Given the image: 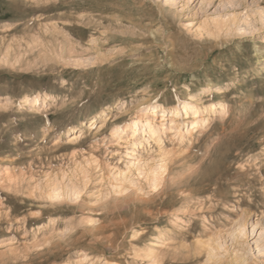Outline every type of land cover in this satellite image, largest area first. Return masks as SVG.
Returning <instances> with one entry per match:
<instances>
[{"label": "rangeland", "instance_id": "rangeland-1", "mask_svg": "<svg viewBox=\"0 0 264 264\" xmlns=\"http://www.w3.org/2000/svg\"><path fill=\"white\" fill-rule=\"evenodd\" d=\"M0 168V264H264V0H0Z\"/></svg>", "mask_w": 264, "mask_h": 264}, {"label": "bare ground", "instance_id": "bare-ground-1", "mask_svg": "<svg viewBox=\"0 0 264 264\" xmlns=\"http://www.w3.org/2000/svg\"><path fill=\"white\" fill-rule=\"evenodd\" d=\"M225 23V22H224ZM216 24V23H215ZM35 100L31 101L30 103H34ZM159 103L156 101V102H153L149 105H147L146 107H144V109H142L141 111L144 112L142 113L141 116L139 117H136V118H132L129 122H126L124 124H115L114 127H113V138L114 140L116 141H121L122 140V137L124 135H128V137L130 136L131 139H133V132L136 133L134 139L138 136V133L140 132V127H144V128H147V137L148 138H153L156 139L157 137H160V132L157 130L159 129V127L157 128L155 122L153 121L154 119H150L149 117H146V114L145 112L147 111V109H152V110H155L157 109ZM201 103L194 100L190 103H184L182 105V110L181 109H175L176 110V115L175 116H171L169 119V122L167 123H161L160 125H162L163 129H166L168 128L167 130H174L176 132H179V131H182V125H183V121L181 120H177V114H179V112H183L186 116L191 114L193 116V121H192V128L189 130V133L198 127V124L200 125H204L208 120H209V117L207 115H201L199 116V110L201 109ZM149 106V107H148ZM215 108H218V109H222L224 110V104L223 103H216L215 105H213ZM211 113V112H210ZM161 120V119H160ZM162 120H164V117H162ZM92 124L95 122L94 119L91 120ZM164 122V121H162ZM91 124V125H92ZM82 125H86L84 124L83 122H81V126ZM159 125V126H160ZM167 125V126H166ZM146 130V129H145ZM160 130V129H159ZM161 131V130H160ZM140 135V134H139ZM144 137V136H143ZM147 138V139H148ZM145 139V138H144ZM145 141V140H144ZM145 143V142H144ZM135 144V143H134ZM167 153V152H166ZM165 153V156L161 153V151H159L156 155V160H155V163L153 164L152 167L150 168H147L145 163L144 164H140L138 167H135L136 169V176L137 177H142L143 179L147 180L151 186H153V184L155 183L156 184V188L160 185L161 181H162V178H163V174L165 173V171L167 170V165H166V155ZM161 159H163V164H164V168H165V171L164 173L162 174L161 178L159 180H157V177L156 175L154 174L159 165H160V162H161ZM139 160V159H138ZM92 161V160H91ZM142 161V160H141ZM133 161L129 162V164H131ZM88 164V163H87ZM83 166V165H82ZM148 166V165H147ZM129 169V168H128ZM132 169V168H131ZM134 169V168H133ZM134 169V170H135ZM115 171V170H114ZM3 171L1 170L0 168V174L2 173ZM135 172V171H134ZM66 173V172H65ZM74 173V171H73ZM128 175V174H127ZM114 182H121L123 180H121L122 178L126 179V175L124 172H120L119 170L112 173L111 174ZM71 177V176H70ZM48 179V178H47ZM46 179V180H47ZM60 179V178H59ZM59 179L57 178H53V182H52V187H51V191H50V194L49 196L54 198V199H57V195H59V197H63L64 195H67L70 199H74L75 198V193L76 192H79L78 189L76 188V186H74L73 184H64V187L62 186V181L60 182ZM69 180V179H68ZM49 182V181H48ZM130 183H133L134 180L130 179L129 180ZM64 183V182H63ZM129 183V184H130ZM120 184V183H119ZM49 185V184H48ZM243 229V224L242 223H239L236 230L237 231H241ZM150 251V250H149ZM150 255V254H149ZM87 257L84 255L81 259H79L78 262H81L82 264H88L87 261H86Z\"/></svg>", "mask_w": 264, "mask_h": 264}, {"label": "snow or ice", "instance_id": "snow-or-ice-1", "mask_svg": "<svg viewBox=\"0 0 264 264\" xmlns=\"http://www.w3.org/2000/svg\"><path fill=\"white\" fill-rule=\"evenodd\" d=\"M132 135H133V137H135L136 133L133 132ZM117 144L120 145V146H122V147L125 146L124 144L121 143V141H117ZM114 155H118V154H114ZM129 158L133 161L131 164H128V165H127V167H128L129 169H131V168H135V167H138V166L140 165L141 161H140V160H137L136 157H135L134 155H131V154H130ZM164 171H165V168H164V164H163V159H161L160 165H159L157 171L154 173V174L156 175V177H157V180H159V179L161 178V176H162V174L164 173ZM151 190H152L153 192H155V191L157 190V188H156V184H155V183L153 184ZM9 191H11V189H9ZM81 195H82V194H81L80 192H76V193H75V198H76L77 200H79ZM56 198H57V199H60L59 195H57ZM49 199H52V197H49ZM33 215H39V213H33Z\"/></svg>", "mask_w": 264, "mask_h": 264}]
</instances>
